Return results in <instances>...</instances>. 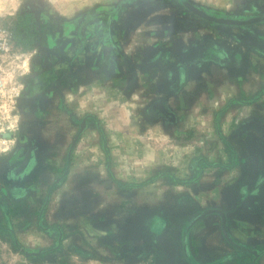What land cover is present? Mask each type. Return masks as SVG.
<instances>
[{
	"label": "rangeland",
	"instance_id": "374dc122",
	"mask_svg": "<svg viewBox=\"0 0 264 264\" xmlns=\"http://www.w3.org/2000/svg\"><path fill=\"white\" fill-rule=\"evenodd\" d=\"M117 75L143 109H88ZM0 82V264H264V0H0Z\"/></svg>",
	"mask_w": 264,
	"mask_h": 264
},
{
	"label": "crops",
	"instance_id": "0c3cea01",
	"mask_svg": "<svg viewBox=\"0 0 264 264\" xmlns=\"http://www.w3.org/2000/svg\"><path fill=\"white\" fill-rule=\"evenodd\" d=\"M126 77H123L121 75L112 76L109 80H105L104 87H98V84L92 85V90L94 91L91 93L88 109H117L119 119L126 118L124 109H143L142 106L139 104L137 95V92L132 94V96H128L125 94V85H123V82L125 81ZM95 82V81H94ZM182 83V82H181ZM99 88V90H98ZM104 88V89H103ZM97 90V91H96ZM161 103L154 102L151 107L148 109H159ZM213 124V123H212ZM129 125V124H128ZM127 125V126H128ZM125 127L126 125H122ZM216 126V124H215ZM123 127L120 125H117L116 130L120 131L116 133V140L113 139L111 141L112 145L120 146L117 147L116 151L110 150L111 155L115 158V155L118 157V162L123 163H129L130 161L125 160L130 152L132 151V154L137 155V159L133 162L135 165H137V168H129L128 166H118L120 170L123 169L126 170V173L124 174V177L127 181H135L138 179H142L144 177H147L151 175L153 172L157 170V167L164 164L167 161L172 162L173 159L170 156L165 155V151L162 150L157 146L158 143L161 140L165 141V138H168V134L165 133V130L170 129L169 124H163L159 125V122L153 123L152 129L155 130V136H147L149 135V129L147 127H143V124L137 128L140 130V134H134V136H139L138 139L135 138H126L127 136L124 134V131L122 130ZM217 127V126H216ZM214 127V124L212 125V131L209 133L210 135L213 134L215 131H217L216 134H220V130L217 127ZM135 128V129H136ZM151 129V130H152ZM209 129V128H208ZM218 129V130H217ZM221 129L225 130V124H222ZM148 130V131H145ZM122 131V132H121ZM151 138V139H150ZM152 139H155V141H152ZM167 140H172L171 137H169ZM155 142V143H154ZM218 141L213 139L212 143H209L212 146L216 145ZM151 145V146H150ZM152 145L155 146V148H151ZM149 148L153 153H148L149 156H145L146 148ZM212 157L209 156L208 158H200L202 161L211 160ZM179 160L183 161L185 160L188 164L189 161V154H187L186 159L180 158ZM184 165V167L181 169L182 172H189V165ZM140 165V166H138ZM123 170V171H124ZM125 172V171H124ZM166 188V187H165ZM168 190H171L174 187H167ZM183 188V187H181ZM197 195V194H196ZM169 202V201H168ZM167 204V202H166ZM155 217V215L153 216ZM155 220V218H154ZM156 218V223H157Z\"/></svg>",
	"mask_w": 264,
	"mask_h": 264
},
{
	"label": "built area",
	"instance_id": "2783aa9c",
	"mask_svg": "<svg viewBox=\"0 0 264 264\" xmlns=\"http://www.w3.org/2000/svg\"><path fill=\"white\" fill-rule=\"evenodd\" d=\"M5 98L6 95L3 96V85L2 83L0 82V109H7V106L6 105H1V101L3 100L2 98Z\"/></svg>",
	"mask_w": 264,
	"mask_h": 264
},
{
	"label": "trees",
	"instance_id": "16d2710c",
	"mask_svg": "<svg viewBox=\"0 0 264 264\" xmlns=\"http://www.w3.org/2000/svg\"><path fill=\"white\" fill-rule=\"evenodd\" d=\"M20 18V17H19Z\"/></svg>",
	"mask_w": 264,
	"mask_h": 264
}]
</instances>
